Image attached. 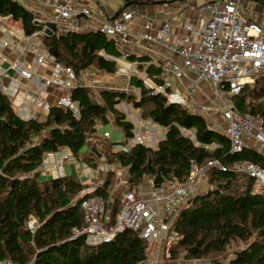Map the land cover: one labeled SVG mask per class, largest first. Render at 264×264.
Returning a JSON list of instances; mask_svg holds the SVG:
<instances>
[{"label": "trees", "instance_id": "1", "mask_svg": "<svg viewBox=\"0 0 264 264\" xmlns=\"http://www.w3.org/2000/svg\"><path fill=\"white\" fill-rule=\"evenodd\" d=\"M164 2L123 0L119 11L131 5ZM0 15H11L20 21L26 34L41 28L32 22L33 13L14 0H0ZM41 41L58 62L74 69L78 81L92 68L115 73L116 58H124L137 63L141 73L157 85L165 83L160 68L150 62V57L125 54L115 38L98 30L58 33L48 28ZM129 85L139 89V94L106 88L100 92L101 102L87 87L76 86L71 99L77 103L78 112L55 105L45 120L22 118L11 98L0 89V260L9 258L21 264H146L150 243L139 232L127 229L98 245L86 243L85 236L74 237L73 228L86 224L81 209L83 198L103 197L110 223L117 221L123 196L113 197L108 190L110 179L80 197L86 187L82 181L73 176H45L40 170L48 153L65 147L80 162L98 165L103 157L99 158L92 135L97 133V124L109 122L110 113L126 138L133 136V123L116 108L127 101L143 110L144 118L168 128L166 138L156 149L135 144L128 151H113L114 143L104 148L110 164L115 162L127 169L126 181L133 186L128 189L138 186L145 177L154 183L164 179L182 182L189 176L192 162L202 166L219 159L227 167L210 168L206 176L214 187L192 196L182 206L175 223L180 238L166 258L173 260L182 255L192 264H264V185H257L244 171L247 183L236 185L238 170H242L239 166L253 162L264 169V152L251 145L234 153L229 139L213 129L202 114L170 102L137 74L130 76ZM234 103L240 114L264 120V74L257 75L254 83H247L234 97ZM182 129H194L196 139L186 137ZM85 145L87 152L80 154ZM32 218L38 222L34 232L29 228ZM234 242L245 245L228 263L214 259ZM205 258H211V262H195Z\"/></svg>", "mask_w": 264, "mask_h": 264}, {"label": "built area", "instance_id": "2", "mask_svg": "<svg viewBox=\"0 0 264 264\" xmlns=\"http://www.w3.org/2000/svg\"><path fill=\"white\" fill-rule=\"evenodd\" d=\"M14 1L32 12V22L41 28L26 34L20 21H15L11 15H0V28L3 29L0 38V89L12 101L21 93L25 95L23 100H28L20 82L17 81L13 89L4 83L5 78L12 79L13 73L5 67V63L9 62L10 69L18 77L38 87L39 93L32 99L31 109H45L49 112L52 106L57 105L77 113V103L71 99L70 91L79 85L86 86L88 78L78 81L74 69L58 62L41 41V36L47 33L48 28H54L58 33L87 31L81 23L92 18L97 19L93 9L79 0ZM179 4L180 9L186 6L185 1ZM164 6L171 7L169 3H164ZM199 8L200 13L195 23L179 20L175 24V17H166L160 21L157 28L149 21L142 29L133 28V11L118 10L93 27V30L115 38L125 54L128 53L126 46L139 42L154 43L169 49L178 59L164 58L156 64L165 77V83L157 85L154 82V87L147 83V80L152 83L153 81L143 75L141 77L145 84L163 93L170 102L194 109L195 103L179 90L168 91L170 79H182L188 73L192 74L194 79L188 86L192 91L202 83L209 85L212 105L198 106L201 111L213 109L220 114L224 125L218 122L209 124L229 139L231 151L240 152L245 147L254 145L264 152V120L252 114H240L234 103V97L247 83L253 81L257 75L264 74V27L243 14V0H208ZM176 16L178 19L183 17L181 13ZM14 22L18 24L15 25ZM11 52L16 53L12 59ZM90 75H97V71L90 70ZM55 91H61L65 96L56 98ZM21 102H15L19 113L24 112ZM193 112L199 114V111ZM30 118L45 120L41 113H33V110L28 113L27 119ZM167 129L166 126L139 115L133 120V136L120 148L128 151L135 144H143L156 149L166 138ZM104 135L109 136L107 132ZM213 146L209 145L210 148ZM58 156L60 162L54 166L50 164L52 158L43 161L44 174L57 170L58 174L52 176L63 177L66 175L64 162L70 157L71 160L76 159L72 155ZM212 167L227 170L219 159H211L202 166L192 162L190 174L182 182L170 179H164L161 183L152 182L147 195L143 194L140 186L128 189L123 194L122 208L114 224L110 223L103 197L93 195L81 199L86 224L73 228L74 237L85 236L86 243L98 245L109 242L117 234L131 229L139 232L150 244L159 245L164 256L168 257L180 238L175 228L179 211L189 198L201 192V184ZM242 171L254 178L257 185H264V169L259 164L248 163ZM90 190L89 187L83 189L80 197H84ZM37 227V220L32 218L29 221L31 232ZM0 264L21 263L6 258L0 260Z\"/></svg>", "mask_w": 264, "mask_h": 264}, {"label": "crops", "instance_id": "3", "mask_svg": "<svg viewBox=\"0 0 264 264\" xmlns=\"http://www.w3.org/2000/svg\"><path fill=\"white\" fill-rule=\"evenodd\" d=\"M79 1L81 3H83L84 5H87L88 7L93 9L94 15L97 17V19L92 18V19H89V21H83L81 23L82 25H85V30H90V28L93 29V27H96L101 21L106 20L111 15H113L114 13H117L118 10L120 9V7L123 6V0H116L117 4L120 5L117 9L110 8L109 2H111L112 0H79ZM164 1H165L164 3H169L171 7L164 6V3H162V4L131 5V6L127 7L126 9L133 11V13L135 14L134 27L133 28L134 29H142V26L146 22H149V21H151L153 23V26L155 28H157L160 24V21L166 17H170L171 19H173L175 17V24L179 20H184L185 22H189V23H195L198 15L200 13V11H199L200 5L202 3H204L205 1H208V0H185L186 6L183 7L182 9H180V4L177 2H173L172 0H164ZM243 5H244V8L242 10L243 14L245 16H248L249 18L257 21L261 26L264 27V2H263V0H243ZM179 13H181L183 17L178 19V16H176V15ZM178 29L179 28L177 27V30ZM179 32H181V29L179 30ZM1 37H2V34L0 32V38ZM125 48L128 49V53H137V54H141V55H147L148 57L151 58L150 62L154 63L155 65L158 64L160 61H162L164 58L173 57V58L178 59V56L175 55L174 53L170 52L169 49H167L165 47L163 48V47H161L157 44H154V43H145V42L141 43V42H139V43H134V44H131L129 46H126ZM15 56H16V53H14V52L10 53L11 59ZM5 67L8 68L10 70V72L13 74H12V79L5 78L4 83L6 85L10 86L11 89H13V87L16 86V82L18 81V82H20V85L23 87L24 92L28 95V97H27L28 100H23L24 96H25L24 93L18 94L17 99L12 101L14 110L24 119H27L28 113L29 112L32 113V110H33V113L34 112L41 113L42 118L46 119L48 112L45 109H43V110L41 109L39 111L36 108L31 109L32 108L31 106L33 104L32 99L35 96H37V94L39 93L38 87L32 86L28 80L21 79L20 77H18V75L10 69L9 62L5 63ZM92 70H94V69H92ZM40 72L42 73L43 70H40ZM193 79H194V76L190 73H188V75L182 79L172 78L169 80L170 87H168V88H170V89H168V91H170L172 89H173L172 91L179 90L181 93H183L185 95V93H184L185 90L183 89V87L188 86L193 81ZM95 84L93 81L88 82V80H86V86L85 87H87L90 91H93V93L95 94L96 90L93 89L96 86ZM196 89H197V87H196ZM50 90H53V89H50ZM70 93H71V91H70ZM61 96H62L61 91H55V97L56 98H59ZM96 96H97V99H95V100H97L98 102H101L102 98L100 96V92H99V94H96ZM185 96H187V95H185ZM15 102H17V103L21 102L20 105L23 103V109H24L23 113H19L17 111V106H16ZM120 103H118L117 105H119ZM129 106H130L129 112H127L126 113L127 115H125V116L130 122L133 123V120L139 116V112H140L139 110H141V109L133 107V104H130ZM191 112H193V111H191ZM193 113H195V112H193ZM199 115H201V114L199 113ZM112 119H115V116ZM112 119H111V116L109 115V122L108 123L113 121L116 124V121H114ZM104 124H107V123L97 124V135L105 136L104 134L106 132L109 134V131L102 130V126ZM118 127L120 129H122L120 126H118ZM185 130H187V129H182V133L184 135H185ZM122 131L124 132L123 129H122ZM192 131L194 132L193 136H194V140H195L196 139L195 130L192 129ZM109 136H110V134H109ZM108 137L105 136V138H107V139H108ZM128 139L129 138H126L125 132H124V140L122 142L121 141L110 142V143H114L112 150L113 151L121 150L120 147L123 146V144H125ZM55 153L60 155V156H61V154L73 156V154L70 152V150L67 147L62 148L60 151L55 152ZM57 162H60L59 156L57 158ZM78 162H79V164H77V161L71 160V162H69V165H70L69 172H67V170L65 169V165H64V172H65L66 176H73V177L79 179L80 181H82V183H84L85 185H87V187H89L91 189L92 186H89L91 183H90V181L87 177V173L85 172V169H84V167H85L84 165H86V164L84 162H80V161H78ZM53 163H56V161H53ZM80 163L82 166L80 165ZM65 164H66V162H65ZM110 166H111V164L108 163L105 167L110 168ZM80 168H82V170H80ZM122 169L123 170L125 169L127 171L126 168H122ZM40 170L44 172V167L41 166ZM51 173L54 175L57 174V173L55 174V172H53V171L50 172V174ZM149 182L150 183L148 185H146V189L143 190L144 191L143 194H145V195H147L151 189L152 181L149 180ZM150 259L152 260V263H148V264H163V263H161V258H160L159 254H157V255H151L150 254ZM171 261H173V260H171ZM164 264H167V261H164ZM173 264H175V263H173Z\"/></svg>", "mask_w": 264, "mask_h": 264}, {"label": "rangeland", "instance_id": "4", "mask_svg": "<svg viewBox=\"0 0 264 264\" xmlns=\"http://www.w3.org/2000/svg\"><path fill=\"white\" fill-rule=\"evenodd\" d=\"M109 6H110V8L117 9L120 5L117 4L116 0H112L111 2H109ZM14 24L17 25L18 22L17 23L14 22ZM1 31H3V29L0 28V32ZM116 59H117V63H118V68H117V71L115 73H106V72H103L101 70L92 68V69L97 71V75H90V70H92V69H90L88 71L86 70L85 73H88L86 76H84L85 75V73H84L83 76L81 77L82 80L85 77V78H88L87 79L88 82L93 81L94 84L96 83L95 84L96 86L93 88L94 90H96V93L94 94L93 91H91V94H92L94 99H97L96 94H99V92H101L103 89H106V88H109L112 90H117V91H124L127 93H135L136 95L139 94V89H136V88L134 89L129 85V79H130V76L132 74H137L140 77L143 76V74L139 70L138 64L129 62L124 58H116ZM254 81H255V79L253 81L249 82L248 84H252V83H254ZM147 83L152 84L154 87L156 86L154 84V82L152 83L150 80H147ZM188 86L183 87V89L185 90L184 93H185V95H187L186 97H188L190 101H193L195 103L194 109H192V108L191 109L188 108V109H190L191 111H193V110L199 111V113H201L209 121V123L210 122H218L220 125H224L223 121L221 120L220 114L217 113L215 110L211 109V110H207V111H201L200 107L198 106V105H204V104L212 105L211 90H210L209 85L207 83H202V84L198 85L197 89H195L194 91H192L190 88H188ZM61 95L65 96V93L61 92ZM130 104H132V103L127 102V101H122L119 105H116V108L119 109V111L122 114L127 115L126 113L129 112V109H130L129 105ZM139 111H140L139 115H141L143 117V110H139ZM109 115L111 116V119L115 116L114 114H111V113ZM112 120L115 121V119H112ZM102 130L109 131L110 136L108 137V139L105 138V136H99V135H97V133H94L92 135V137H93L92 140H93V143H95L97 145V149L99 152V154H98L99 158L103 157V159H99L98 165H96V166H94L90 163H87L86 165H84L85 166L84 169H85V172L87 173V177L91 183L89 186H92V188L95 189V188L99 187L100 185L104 184V182L107 179H110L109 183H110L111 187L109 186L108 190L110 188V190L113 192V197H116V198L119 197L120 199H122L124 191L130 187H133V186H131L126 181L129 178V176L127 175V171L125 169L123 170L122 167H120L117 163H115V162L111 163L112 165L110 166V168L105 167L109 163V157H106L107 151L105 149H107L106 148L107 146H109V148H111V146L113 144H111L110 142H119V141L122 142L124 140V132L113 121L110 123L104 124L102 126ZM193 133L194 132L191 129L185 130V136L186 137H190V138L193 137L194 138ZM87 150H88V145H85L84 147L81 148L80 154L86 153ZM121 150H123V149H121ZM102 152H103V154H102ZM52 153L54 155L49 156V154H47L46 157L44 158V160H46V158H52L53 160H51L50 164L52 166H54L57 163L58 155L55 152H52ZM61 156H62V154H61ZM55 159H56V163H53V161H55ZM96 159H98V157H96ZM75 160L77 161V164H79L78 158H76ZM65 162H66V164H65ZM65 162H64L65 169L67 170V172H69V169H70L69 162H71V157H70V159H67ZM80 165H81V163H80ZM43 166L44 165L42 164V167ZM243 168H244V166L238 167V169H243ZM80 170H82V168H80ZM53 172H55V174H56L57 170H53ZM238 172L240 173V175H239V178L236 182V185H240V184L244 185L245 183H247V179L244 176L245 174L242 170H238ZM43 174H44V172H43ZM44 175L45 176H52L53 174L45 173ZM149 183H150L149 178L145 177L139 183L138 186H140L142 190H145L146 185H148ZM201 185H202L201 192H205L206 190L210 189L211 187L212 188L214 187V185L209 184L207 176L205 177V179L203 180ZM138 186H134V188H138ZM86 187H87V185H86ZM92 188H91V190H93ZM238 188H243V187H238ZM112 203L113 204H110L111 214H112V209L115 207L114 201ZM108 215H109V213H108ZM110 219H111V217L109 215V220ZM244 245L245 244L242 242H239V243L234 242L230 246H228L227 249L223 253L216 255L214 259L222 260L225 263H228V261L234 256V253L237 250L244 247ZM150 254L151 255L159 254L160 258H161V263H163V264H164V261H167V264H173V263H175V264H192L189 261H185V258L182 255H180L176 259H173V261H171V259L169 260L162 253L161 247L155 243L150 244L149 257H148V261L146 264L152 263V260L150 259ZM195 262L209 263V262H211V258H205L203 260L195 261Z\"/></svg>", "mask_w": 264, "mask_h": 264}, {"label": "water", "instance_id": "5", "mask_svg": "<svg viewBox=\"0 0 264 264\" xmlns=\"http://www.w3.org/2000/svg\"><path fill=\"white\" fill-rule=\"evenodd\" d=\"M3 122V120H0V123H2ZM94 150H96V148H94Z\"/></svg>", "mask_w": 264, "mask_h": 264}, {"label": "bare ground", "instance_id": "6", "mask_svg": "<svg viewBox=\"0 0 264 264\" xmlns=\"http://www.w3.org/2000/svg\"><path fill=\"white\" fill-rule=\"evenodd\" d=\"M129 65V64H128ZM130 67V66H129ZM125 69V68H124Z\"/></svg>", "mask_w": 264, "mask_h": 264}]
</instances>
